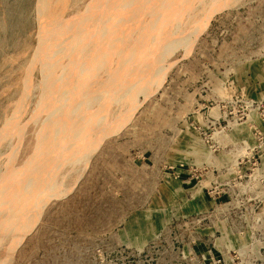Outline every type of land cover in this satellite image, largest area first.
Masks as SVG:
<instances>
[{"label": "rangeland", "instance_id": "374dc122", "mask_svg": "<svg viewBox=\"0 0 264 264\" xmlns=\"http://www.w3.org/2000/svg\"><path fill=\"white\" fill-rule=\"evenodd\" d=\"M0 264H264V0H0Z\"/></svg>", "mask_w": 264, "mask_h": 264}, {"label": "bare ground", "instance_id": "6f19581e", "mask_svg": "<svg viewBox=\"0 0 264 264\" xmlns=\"http://www.w3.org/2000/svg\"><path fill=\"white\" fill-rule=\"evenodd\" d=\"M38 1V0H37ZM45 1V0H44ZM48 1V0H47ZM101 1V0H100ZM104 1V0H103ZM40 2V1H39ZM99 2V1H98ZM108 2V1H107ZM110 2V1H109ZM43 4H44V2H43ZM54 4V3H53ZM90 4V3H89ZM49 5V4H48ZM93 5V4H92ZM44 6V5H43ZM98 6H99V4H98ZM53 7V6H52ZM67 7V6H66ZM87 7H89V6H87ZM47 8V7H46ZM126 8V7H125ZM44 9V8H43ZM86 9V8H85ZM40 10H41V8H40ZM84 13V12H83ZM114 13V12H113ZM36 14V13H35ZM45 14V13H44ZM101 14V13H100ZM99 14V15H100ZM62 15H63V13H62ZM43 16V15H42ZM41 17V16H40ZM76 17V16H75ZM94 17H95V15H94ZM58 19V18H57ZM92 19V18H91ZM39 20V19H38ZM48 21V20H47ZM47 21H45V22H47ZM54 21V20H53ZM69 23V22H68ZM68 23H67V25H68ZM92 23V22H91ZM38 24H40V23H38ZM42 24V23H41ZM44 24V23H43ZM42 24V25H43ZM77 24V23H76ZM75 24V25H76ZM87 25V24H86ZM41 26V25H40ZM65 26V25H64ZM40 28V27H39ZM67 28H70V27H67ZM66 28V29H67ZM57 30V29H56ZM68 30V29H67ZM85 30V29H84ZM81 31V30H80ZM97 31V30H96ZM58 32V31H57ZM63 33V32H62ZM74 33V32H73ZM51 36V35H50ZM53 36V35H52ZM62 36V35H61ZM50 38V37H49ZM64 38V37H63ZM73 38V37H72ZM51 39V38H50ZM62 42V41H61ZM98 42V41H97ZM96 42V43H97ZM44 44V43H43ZM63 44V43H62ZM60 45V44H59ZM62 50V49H61ZM65 51V50H64ZM49 52V51H48ZM51 53V52H50ZM35 54V53H34ZM48 54V53H47ZM62 58V57H61ZM66 58V57H65ZM67 59V58H66ZM79 59V58H78ZM33 60V59H32ZM63 60V59H62ZM31 61V60H30ZM31 63V62H30ZM33 64V63H32ZM45 64V63H44ZM43 64V65H44ZM29 65V64H28ZM33 66V65H32ZM46 66H48V65H46ZM60 66V65H59ZM29 67V66H28ZM55 67V66H54ZM27 74V73H26ZM46 77V76H45ZM47 79V78H46ZM23 94V93H22ZM46 94V93H45ZM26 95V94H25ZM53 101V100H52ZM23 104V103H22ZM51 104V103H50ZM63 104V103H62ZM77 104V103H76ZM17 105V104H16ZM48 105V104H47ZM36 106V105H35ZM27 107V106H26ZM46 107V106H45ZM51 107V106H50ZM75 107V106H74ZM80 107V106H79ZM42 108V107H41ZM56 110V109H55ZM52 112H53V110H52ZM52 122V121H51ZM52 126V125H51ZM50 130V129H49ZM54 136V135H53ZM52 136V137H53ZM13 150V149H12ZM5 181V180H4ZM8 185V184H7Z\"/></svg>", "mask_w": 264, "mask_h": 264}]
</instances>
